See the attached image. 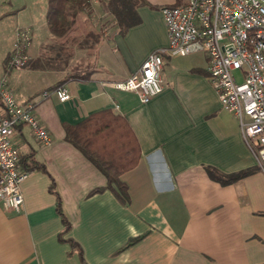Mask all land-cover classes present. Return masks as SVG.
Segmentation results:
<instances>
[{"label":"crops","instance_id":"crops-1","mask_svg":"<svg viewBox=\"0 0 264 264\" xmlns=\"http://www.w3.org/2000/svg\"><path fill=\"white\" fill-rule=\"evenodd\" d=\"M143 1L139 22L124 34L109 20L112 32L82 77L72 69L80 50L63 52L47 28V0H0V80L19 105H32L50 137L41 144L27 125L16 128L20 157L33 156L44 170L20 184L19 212L0 203V264H264V172L237 119L221 107L206 56L176 65L164 55L161 91L146 104L116 87L168 46L160 8L187 2ZM18 29H29L31 41L26 66L14 70L8 62ZM58 86L69 100L52 94ZM105 110L125 119L140 151L119 177L127 201L66 140L68 127ZM247 170L225 185L209 175Z\"/></svg>","mask_w":264,"mask_h":264},{"label":"built area","instance_id":"built-area-1","mask_svg":"<svg viewBox=\"0 0 264 264\" xmlns=\"http://www.w3.org/2000/svg\"><path fill=\"white\" fill-rule=\"evenodd\" d=\"M168 46L152 52L139 69L117 89L136 92L142 104L161 91L163 56L203 54L207 75L221 107L237 119L242 138L259 169L264 172V0H187L184 5L163 6ZM29 29L15 32L8 66L23 69ZM48 93H43L46 96ZM52 94L69 100L68 90L58 86ZM0 203L19 212L23 203L20 184L29 172L20 166L13 139L16 128L27 125L35 140L48 144L50 137L33 114L32 105H19L6 78L0 80Z\"/></svg>","mask_w":264,"mask_h":264},{"label":"trees","instance_id":"trees-1","mask_svg":"<svg viewBox=\"0 0 264 264\" xmlns=\"http://www.w3.org/2000/svg\"><path fill=\"white\" fill-rule=\"evenodd\" d=\"M98 1H103L107 15L119 27L120 34L139 22L136 9L145 4L143 0H47L46 25L51 35L63 43V52L76 48L94 54L97 45L106 37L104 24L87 28L93 14V5ZM92 69L93 64L86 72L77 74L85 77ZM66 140L107 178L109 187H114L121 200H128L127 190L119 177L137 165L140 151L122 116L109 110L93 114L79 124L68 127ZM20 166L26 172L44 170L33 156L20 157ZM251 172L252 170H247L225 176L209 171V175L225 185ZM96 191L98 190L93 192Z\"/></svg>","mask_w":264,"mask_h":264},{"label":"rangeland","instance_id":"rangeland-1","mask_svg":"<svg viewBox=\"0 0 264 264\" xmlns=\"http://www.w3.org/2000/svg\"><path fill=\"white\" fill-rule=\"evenodd\" d=\"M106 7L103 3V1H98L97 3H94L93 5V14L91 15V20L90 22L87 24V28L92 26H97L100 27L103 24L106 25L104 26L103 30H104V35H109L111 34V30H110V25H108V23L110 22L109 20H111V18L109 17V15L106 16H102L103 14L107 13L106 12ZM80 40V38H78ZM58 42H60V44L62 43L60 40H58ZM35 41H33V45H34ZM63 44V43H62ZM67 48H70L69 45L66 46ZM65 47V48H66ZM73 47V46H72ZM107 46L106 43L104 44V49L101 51L102 54L106 52ZM69 50V49H68ZM93 56H95V54L93 53H89L86 50H80L79 54H78V63H77V67H74L72 69H75V73H83L86 72L89 67L92 65L91 61L93 60ZM101 58V55L99 56V60ZM172 63L174 64H178V65H189L195 63L199 58L197 56V54H191V55H187V56H174L171 58ZM17 101V100H16Z\"/></svg>","mask_w":264,"mask_h":264}]
</instances>
